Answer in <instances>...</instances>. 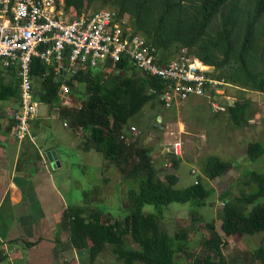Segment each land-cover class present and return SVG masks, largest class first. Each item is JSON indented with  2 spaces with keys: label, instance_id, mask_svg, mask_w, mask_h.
Returning a JSON list of instances; mask_svg holds the SVG:
<instances>
[{
  "label": "trees",
  "instance_id": "obj_1",
  "mask_svg": "<svg viewBox=\"0 0 264 264\" xmlns=\"http://www.w3.org/2000/svg\"><path fill=\"white\" fill-rule=\"evenodd\" d=\"M96 1L101 7L109 6L119 16L127 13L131 33L142 35L154 45L161 60H168L180 48L187 47L203 62L213 65L218 71L217 77L242 91L264 94V0H64V7L80 14ZM53 71L52 65H45L36 58L32 60L34 84L39 83L34 85L35 98L53 107L65 84L79 107L64 106L60 110L58 107L63 121L72 129H83L82 148L95 150L103 158L115 161L124 183H130L121 196L123 215L112 216L86 206H67L63 223L69 232L71 248L88 250L90 263L109 245L116 259L125 264L135 261L177 264L176 256L181 252L191 264H264V238L249 257L244 254L229 261L223 253L226 240L214 222L205 224L208 236L201 243L203 254L193 256L187 250V239L188 229H193L194 224L190 228L181 227L174 234L162 227L163 207L170 203L205 205L212 189L202 179L213 180L222 175L230 162L208 155L202 162V177L180 189L174 187L178 181L175 173L160 177L161 171L152 158V147L137 146V136L129 139L127 126L128 120L145 104L156 102L164 106L159 99L163 88L160 79L141 76L121 61L115 66L108 63L63 80L55 79ZM18 96L19 77L15 68L0 69V101L17 102ZM248 107L249 101L244 99L228 105L224 112L239 126L245 121ZM11 125L13 120L9 129ZM122 134L129 141L121 138ZM247 154L252 160L258 159L264 154L263 145L249 142ZM168 155L176 169L181 157ZM243 183L250 186L249 192L241 191L231 198L225 192L220 197L224 200L219 213L220 229L225 236H251L264 231V172L247 171ZM145 204L154 205L155 211L143 212ZM197 219L199 217L192 221ZM128 237L137 247L128 243Z\"/></svg>",
  "mask_w": 264,
  "mask_h": 264
},
{
  "label": "rangeland",
  "instance_id": "obj_2",
  "mask_svg": "<svg viewBox=\"0 0 264 264\" xmlns=\"http://www.w3.org/2000/svg\"><path fill=\"white\" fill-rule=\"evenodd\" d=\"M100 8L111 9L109 6L101 7L96 1L87 11ZM262 22L264 25V18ZM263 38L264 35H262V40ZM262 52L264 65V49ZM224 89L227 94L237 98L240 102L244 99L249 101L245 121L239 126L229 119L226 112L213 111L204 98L197 96H190L171 109H165L156 102L147 103L128 120L127 126H134L138 131L137 146L152 147V158L156 167L161 171L159 172L161 178H164L166 174L175 173L178 177L175 188L187 187L202 177V162L208 155H215L230 162L229 168L222 175L213 180L202 179L203 183L212 189V194L206 199L205 205L193 207L191 202L170 203L163 207L164 217L161 221L164 230L170 234H174L181 227L189 226L190 228L191 224H194L193 229H188L187 239V250L192 256L203 254L201 243L208 236L205 224L210 221L214 222L216 229L226 240L223 253L230 261L244 254L249 257L250 252L264 238V231L251 236H225L220 229L221 220L219 218L224 205V200L220 198L221 195L227 192L228 198H231L241 191L249 192L250 186L243 183L245 173L251 170L264 172V154L255 160L250 159L247 154L249 142H260L264 148V94L251 90L242 91L235 85L224 86ZM63 91L64 89L61 90L58 100L51 108L55 111L52 117L50 113H47L50 109L45 103L40 105V113L46 116L43 127L47 135L44 138L58 144L61 142L65 146L71 137L69 129L71 127L63 125L65 121L59 110L60 107L76 104L77 100L72 92ZM65 102L70 104L60 106ZM2 103L6 108L4 110L8 109L6 103L13 107L17 104L14 100H4ZM157 117L160 120L157 121ZM84 134L85 131L79 129L78 143L85 140ZM175 139L181 140L183 150L181 162L176 169L171 165L169 155L167 156L162 151L161 145ZM66 150L68 155L66 161L74 165L70 170L69 167L64 169L68 170L64 187L66 199L77 206L101 209L112 216L123 215L124 205L121 196L129 189L128 184L130 183H124L115 161L102 158L101 153L95 150L88 152L84 150L81 153H77L73 148ZM193 170L196 172L194 173ZM142 210L145 213L154 212L155 206L145 204ZM197 217L199 219L193 222L192 219ZM127 240L132 247H137L130 237ZM176 257L177 264H191L184 252L178 253ZM90 264L125 263L118 261L111 252V247L107 245L100 253V257ZM133 264L144 263L135 261Z\"/></svg>",
  "mask_w": 264,
  "mask_h": 264
},
{
  "label": "built area",
  "instance_id": "obj_3",
  "mask_svg": "<svg viewBox=\"0 0 264 264\" xmlns=\"http://www.w3.org/2000/svg\"><path fill=\"white\" fill-rule=\"evenodd\" d=\"M128 24L127 13L119 16L108 8L76 14L65 9L64 0H0V69L14 67L19 77L17 104L10 112L12 133L17 140L28 135L31 122L41 115L43 103L34 96L31 74L34 58L52 65L57 80L62 75L64 79L121 61L139 75L163 82L159 99L167 109L190 96L204 98L215 112H224L228 105L239 101L226 93L224 86L232 84L217 77L213 65L203 62L187 47L180 48L172 58L161 60L159 50L142 35H133ZM62 89L70 92L65 84L60 92ZM65 104L70 103L60 106ZM71 105L79 107L78 102L68 106ZM128 134L134 140L138 131L129 126ZM121 138L128 140L123 134ZM161 145L164 153L182 156L180 139Z\"/></svg>",
  "mask_w": 264,
  "mask_h": 264
},
{
  "label": "crops",
  "instance_id": "obj_4",
  "mask_svg": "<svg viewBox=\"0 0 264 264\" xmlns=\"http://www.w3.org/2000/svg\"><path fill=\"white\" fill-rule=\"evenodd\" d=\"M2 102L0 264H90L88 250L69 246V232L63 223L67 206H77L66 199L64 187L68 170L64 169L74 167L66 161L67 148L76 149L77 153L84 151L82 141L77 142L79 129L69 128L71 137L65 146L48 141L43 127L46 116L41 115L31 122L28 135L19 141L12 133V125L9 129L10 112L16 105L6 103L8 109L4 110ZM51 108L47 113L52 117L55 111ZM51 149L60 162L55 168L46 156Z\"/></svg>",
  "mask_w": 264,
  "mask_h": 264
},
{
  "label": "water",
  "instance_id": "obj_5",
  "mask_svg": "<svg viewBox=\"0 0 264 264\" xmlns=\"http://www.w3.org/2000/svg\"><path fill=\"white\" fill-rule=\"evenodd\" d=\"M63 74H65V72H63ZM63 79V75L60 77V80ZM160 120L159 117H157V121ZM46 156L48 158V160L50 161L52 167H56V166H59L60 165V162L57 158V155H56V152L55 150L51 149L49 151L46 152ZM227 170L224 171V173L226 172Z\"/></svg>",
  "mask_w": 264,
  "mask_h": 264
},
{
  "label": "bare ground",
  "instance_id": "obj_6",
  "mask_svg": "<svg viewBox=\"0 0 264 264\" xmlns=\"http://www.w3.org/2000/svg\"><path fill=\"white\" fill-rule=\"evenodd\" d=\"M32 72H33V71H32ZM32 75H33V73H32ZM45 76H46V75H45ZM42 77H43V76H42ZM38 79H39V78H38ZM34 80H35V79H34ZM36 80H37V79H36ZM36 83H37V82H35V84H36ZM35 84H34V85H35ZM37 84H39V83H37ZM38 87H39V86H38ZM38 87H37V88H38Z\"/></svg>",
  "mask_w": 264,
  "mask_h": 264
}]
</instances>
